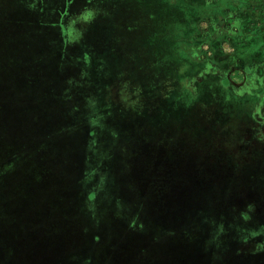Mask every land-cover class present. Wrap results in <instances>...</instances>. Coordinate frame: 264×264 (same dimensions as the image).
Returning a JSON list of instances; mask_svg holds the SVG:
<instances>
[{"label":"rangeland","instance_id":"rangeland-1","mask_svg":"<svg viewBox=\"0 0 264 264\" xmlns=\"http://www.w3.org/2000/svg\"><path fill=\"white\" fill-rule=\"evenodd\" d=\"M80 4L49 19L96 20L95 4ZM192 34L201 59L203 35ZM10 51L0 63V264H264L260 50L211 96L191 81L162 97L126 88L123 102L111 85L102 108L128 119L123 139L96 120L73 53L56 63L46 48L50 62L27 64Z\"/></svg>","mask_w":264,"mask_h":264},{"label":"crops","instance_id":"crops-1","mask_svg":"<svg viewBox=\"0 0 264 264\" xmlns=\"http://www.w3.org/2000/svg\"><path fill=\"white\" fill-rule=\"evenodd\" d=\"M77 1L80 6L87 2L0 0V63L7 57L4 49L11 50L9 62L27 64L50 62L43 58L48 55L46 48H54L56 56L63 58L56 63H67L66 57L73 53L76 58L70 62L82 65L85 83H89L83 85L97 97L96 120L122 139L131 133L128 119L111 106L102 108L101 99L111 85L123 102L126 88L137 89L138 95L162 97L182 92L191 81L198 90L208 88L211 96L236 83L241 72L245 75L244 64H250V69L257 65L255 50L264 56V0H89L96 10V20L90 24L51 22L49 17L66 16ZM70 29L78 33L74 46ZM195 31L203 35L198 45L204 48L201 59L189 43ZM226 47L235 53L222 55ZM29 80L21 85L27 86L28 93ZM41 80L38 87L44 89L48 84Z\"/></svg>","mask_w":264,"mask_h":264},{"label":"trees","instance_id":"trees-1","mask_svg":"<svg viewBox=\"0 0 264 264\" xmlns=\"http://www.w3.org/2000/svg\"><path fill=\"white\" fill-rule=\"evenodd\" d=\"M219 50V49H218Z\"/></svg>","mask_w":264,"mask_h":264}]
</instances>
